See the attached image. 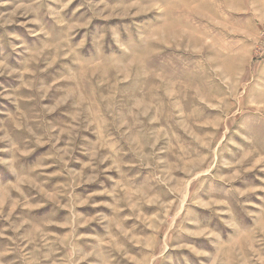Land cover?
<instances>
[{
    "label": "rangeland",
    "instance_id": "1",
    "mask_svg": "<svg viewBox=\"0 0 264 264\" xmlns=\"http://www.w3.org/2000/svg\"><path fill=\"white\" fill-rule=\"evenodd\" d=\"M0 264H264V0H0Z\"/></svg>",
    "mask_w": 264,
    "mask_h": 264
}]
</instances>
